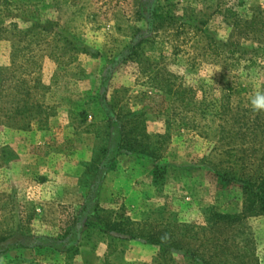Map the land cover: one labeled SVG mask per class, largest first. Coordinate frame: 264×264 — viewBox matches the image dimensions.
<instances>
[{
	"label": "rangeland",
	"instance_id": "obj_1",
	"mask_svg": "<svg viewBox=\"0 0 264 264\" xmlns=\"http://www.w3.org/2000/svg\"><path fill=\"white\" fill-rule=\"evenodd\" d=\"M234 42L243 59L257 51L254 65L233 67L209 47ZM222 75L235 89L221 88ZM258 90L264 0H0V264H264ZM140 130L147 138L135 143ZM66 139L92 144L106 166L97 181L80 180L76 209L42 215L26 175L61 167L66 180ZM133 163L149 171L143 190L101 198L108 174ZM95 208L165 249L86 226ZM104 234L124 239L96 256Z\"/></svg>",
	"mask_w": 264,
	"mask_h": 264
},
{
	"label": "crops",
	"instance_id": "obj_2",
	"mask_svg": "<svg viewBox=\"0 0 264 264\" xmlns=\"http://www.w3.org/2000/svg\"><path fill=\"white\" fill-rule=\"evenodd\" d=\"M61 144L67 147L68 158L71 161V173L69 177L64 180L63 177L66 176V171L63 170L61 167H44L42 168V172L38 175H26L28 180H32V197L36 198L38 202H40L37 206L38 211L46 213L48 209L55 210L58 208L64 207H71L77 208L80 205L81 201V188L80 180L85 178L84 171H86L87 165L92 160L93 154V146L92 144L86 143L83 144L74 139H66L64 143ZM133 160V159H131ZM63 165H67L68 161L62 162ZM49 165V163L47 164ZM135 164L133 163L131 167L123 168L120 170L119 173L108 174V176L103 180L101 186V198H106L109 202H115L118 200L122 201L123 198L125 200H129L131 193L134 192L140 193V190H143L144 182H142V177L146 176L149 172L148 170L145 171L144 168H139L136 166V170H134ZM52 168V169H50ZM122 168V167H121ZM28 176H31L28 177ZM57 186V196L53 198L49 192H51L52 188ZM45 189V195H40L38 193V189ZM40 212V213H41ZM41 215V216H42ZM50 226L51 223H46ZM103 235V234H102ZM103 240L99 241L96 247V256L104 257L108 244H116V249L119 250L120 243H122L119 237H111L109 238L104 234ZM117 251V250H116ZM86 252V257L82 254L80 258H91L90 252ZM115 253V252H113Z\"/></svg>",
	"mask_w": 264,
	"mask_h": 264
},
{
	"label": "trees",
	"instance_id": "obj_3",
	"mask_svg": "<svg viewBox=\"0 0 264 264\" xmlns=\"http://www.w3.org/2000/svg\"><path fill=\"white\" fill-rule=\"evenodd\" d=\"M247 23H248L247 21H242L241 19L240 20L234 19V22L232 23V25L236 28L243 27V26L247 28H251L248 26L249 23L248 24ZM224 46H227V45L224 43H219L213 46L209 45V47L212 48V51L217 53L218 56L229 53V58L231 59V62H235L233 64L229 63L233 67H236L237 65L240 66L242 60H244V62L247 63L246 65L248 66L255 64L254 54L257 53L255 49L251 48L249 57H247L246 59H243L245 58L244 54L246 52V49L244 47H241L239 43L237 42L231 43L230 46H232L233 48L227 47L226 50H223ZM234 52H237L238 56H235ZM229 58L227 56H224V61L228 60ZM235 87H236V81L225 79V75L221 76V88L222 89H224L225 91L226 90L232 91L233 89H235ZM38 108L40 109V107ZM145 138H147V135L144 133L143 130H140L138 134L132 138V141H134L135 143H140ZM128 151L131 154L136 155L138 157H144V158H149V159L153 157L150 153H148L147 151H144L143 149H140L139 147H136L135 145H130L128 147ZM105 166L106 164H101V162L99 161V155L95 152L92 156L91 162L86 167V171H84L85 177L89 181H93V180L97 181L100 178V176L102 177L101 167L104 168ZM263 184H264V179L263 181H261V184L258 188L262 189ZM246 186H249V184ZM261 200H264L263 197L261 198ZM92 213L94 215L93 218L95 219L94 220L92 219V221L91 219H89L90 221L86 224V226L87 225H90V226L97 225L99 228V231L102 233L116 232V233L122 234V236H125V235L128 236L129 239L140 237L144 239L146 243L158 245L161 247L162 250L165 249V245L163 244L164 242H162V240L156 239V237L152 235L149 236V233L145 234L142 228L137 229L136 227H134V223L129 224L128 219H126L125 221L110 222L108 218H106V216L103 215L105 213L103 210L99 211L98 208H95L94 210H92ZM119 238L124 239V237H119ZM116 246H117L116 244H112V243L108 244L105 256L106 257L110 256L116 250ZM164 253H165V250H164Z\"/></svg>",
	"mask_w": 264,
	"mask_h": 264
},
{
	"label": "clouds",
	"instance_id": "obj_4",
	"mask_svg": "<svg viewBox=\"0 0 264 264\" xmlns=\"http://www.w3.org/2000/svg\"><path fill=\"white\" fill-rule=\"evenodd\" d=\"M250 105L255 112L264 111V91H256L250 98Z\"/></svg>",
	"mask_w": 264,
	"mask_h": 264
}]
</instances>
